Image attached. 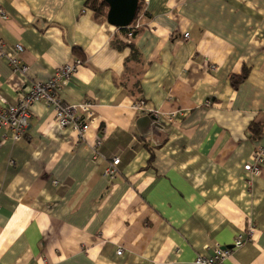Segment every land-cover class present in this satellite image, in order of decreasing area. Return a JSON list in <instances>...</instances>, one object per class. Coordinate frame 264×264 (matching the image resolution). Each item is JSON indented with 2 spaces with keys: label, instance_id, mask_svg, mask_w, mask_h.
I'll use <instances>...</instances> for the list:
<instances>
[{
  "label": "crops",
  "instance_id": "obj_1",
  "mask_svg": "<svg viewBox=\"0 0 264 264\" xmlns=\"http://www.w3.org/2000/svg\"><path fill=\"white\" fill-rule=\"evenodd\" d=\"M85 2L0 0V96L78 58L59 96L96 115L80 137L41 100L19 141L0 127V264H196L216 246L264 264V163L243 168L264 144V0H142L129 44ZM139 99L162 128L139 132Z\"/></svg>",
  "mask_w": 264,
  "mask_h": 264
},
{
  "label": "built area",
  "instance_id": "obj_2",
  "mask_svg": "<svg viewBox=\"0 0 264 264\" xmlns=\"http://www.w3.org/2000/svg\"><path fill=\"white\" fill-rule=\"evenodd\" d=\"M0 17L6 18L5 14L0 11ZM139 27L138 19L132 21L129 25L123 27L127 30L126 42L129 43L131 33ZM184 39H188V33H184ZM3 47V43L0 41V49ZM23 47L20 44H15L14 52L21 53ZM7 58L12 71L25 73L26 66L20 65L17 58L11 53H4ZM82 63L81 59H73L70 62L62 64L57 68L52 75L46 81H35L28 89L21 91L17 97V101L14 103H8L3 97L0 96V127L6 129L8 136L13 141H19L25 135L28 127V121L30 117L29 108L37 101H44L47 105L52 107L54 118L59 127H68L72 131L76 132L80 137H83L88 131L90 125L94 122L96 115L93 109V104L86 100L80 103H67L60 96L59 92L64 85L75 75L79 65ZM213 68V67H212ZM132 109L140 115H148L158 121L160 113L154 109H149L143 99H139L132 103ZM174 117L173 113L166 115L168 121H172ZM101 140L98 139L94 146L93 151L95 156H101L99 152V146ZM120 163L119 158L114 157L110 159L104 169V175L109 180H114L118 175V165ZM264 163V144L257 147L253 153L252 162L243 166L244 170L249 173L251 177L256 176L261 165ZM250 237H243L238 235L234 241V247H238ZM233 251V248H222L216 246L213 248L211 255H197L194 262L196 264H221L226 258H228ZM121 249L117 250V254L120 255Z\"/></svg>",
  "mask_w": 264,
  "mask_h": 264
},
{
  "label": "water",
  "instance_id": "obj_3",
  "mask_svg": "<svg viewBox=\"0 0 264 264\" xmlns=\"http://www.w3.org/2000/svg\"><path fill=\"white\" fill-rule=\"evenodd\" d=\"M104 2L107 4L106 20L109 24L123 28L133 21L138 0H104ZM136 126L142 135L147 134L148 130L162 128L154 118L148 115L140 116L136 120Z\"/></svg>",
  "mask_w": 264,
  "mask_h": 264
},
{
  "label": "trees",
  "instance_id": "obj_4",
  "mask_svg": "<svg viewBox=\"0 0 264 264\" xmlns=\"http://www.w3.org/2000/svg\"><path fill=\"white\" fill-rule=\"evenodd\" d=\"M85 5L89 7L91 10H93L96 16L106 18L107 4L104 2V0H86ZM141 9H142V0H138V5H137V9H136V13H135V17L133 21L137 19L138 14L140 13ZM119 30L122 34H124V37L126 39L128 35L127 30L125 28H119ZM136 30H134L133 32H130L131 37H133V35L136 33ZM244 75H245V71H243L241 75H231L230 76L231 84L236 85L244 77ZM250 129L252 130L253 128H250ZM253 133L255 132L253 131Z\"/></svg>",
  "mask_w": 264,
  "mask_h": 264
}]
</instances>
